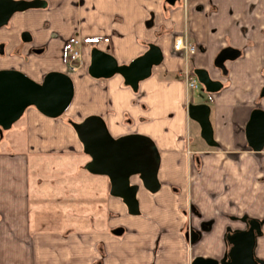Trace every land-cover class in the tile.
<instances>
[{"label":"crops","instance_id":"1","mask_svg":"<svg viewBox=\"0 0 264 264\" xmlns=\"http://www.w3.org/2000/svg\"><path fill=\"white\" fill-rule=\"evenodd\" d=\"M44 1L0 27V68L35 81L64 72L73 96L63 116L30 106L14 122L22 124L9 128L22 142L0 149V264H190L194 256L220 259L225 234L246 228L248 219L260 221L264 234V146L251 151L243 133L249 112L264 109V0ZM22 30L30 42L14 54ZM175 37L194 52L175 49ZM150 43L161 60L136 91L119 74L87 73L92 48L127 64ZM226 46L240 54L224 61L222 74L213 60ZM75 48L81 62L69 71ZM195 68L222 87L205 102L216 144L201 138L191 149L188 128L197 133L199 126L186 114L183 71L194 75ZM89 114L99 115L113 137L143 134L158 151V190L131 179L138 184L136 215L109 194L106 176L84 168L89 157L64 118ZM187 230L197 239L186 240Z\"/></svg>","mask_w":264,"mask_h":264},{"label":"water","instance_id":"2","mask_svg":"<svg viewBox=\"0 0 264 264\" xmlns=\"http://www.w3.org/2000/svg\"><path fill=\"white\" fill-rule=\"evenodd\" d=\"M173 4L175 0H165ZM44 0H0V27L5 25L15 12L42 8ZM23 40H29L28 32L22 33ZM240 54L230 46L221 48L213 60V65L226 73L224 61L233 60ZM161 60L159 48L147 44L140 55L127 64H117L114 58L101 50L92 48L87 73L93 78H107L113 74L122 77L123 84L136 91L138 82L149 76L151 67ZM203 91L214 93L220 90L222 83L211 79L205 69L192 70ZM264 74V70H263ZM73 96V85L68 74L61 71H48L40 81H35L23 72L13 68L0 69V135L22 115L27 107H34L42 115L55 118L64 113ZM264 98V85L259 90ZM188 118L199 126V134L208 146L216 143L209 120V106L205 103H189L186 106ZM70 126L81 144L83 153L89 159L84 164L86 171L106 176L109 182V194L119 198L131 215L138 214L136 191L139 180L141 186L150 193L159 188L157 170L159 154L153 141L146 135L127 133L113 137L104 122L96 114H89L79 121H69ZM247 147L254 152L264 146V109L255 107L248 115L243 128ZM190 240L196 238L191 232ZM261 234V223L248 219L246 228L228 231L225 240L229 245L220 259L194 256L190 264H264L253 255L255 238Z\"/></svg>","mask_w":264,"mask_h":264},{"label":"rangeland","instance_id":"3","mask_svg":"<svg viewBox=\"0 0 264 264\" xmlns=\"http://www.w3.org/2000/svg\"><path fill=\"white\" fill-rule=\"evenodd\" d=\"M187 93L188 94H187L186 99L188 103H192V102L205 103L206 101L209 102V100L207 99L209 93L203 91L202 86L198 81H197V87L195 89L188 90ZM191 120L192 119H190V122H194ZM18 124H22V121L19 120L16 123H14V127H17ZM11 130H13V128L2 131L0 135V149L6 148V147H11V149H15V146H18L20 142H22L21 133L14 132ZM187 133H188L189 138L191 139V143L188 145V147L192 149L194 147L193 145L195 144V141L201 140L199 129L197 133H194L192 129L188 128ZM133 179L134 177H132V180ZM253 251L258 257H264V234H263V238H262V234L256 237Z\"/></svg>","mask_w":264,"mask_h":264},{"label":"built area","instance_id":"4","mask_svg":"<svg viewBox=\"0 0 264 264\" xmlns=\"http://www.w3.org/2000/svg\"><path fill=\"white\" fill-rule=\"evenodd\" d=\"M78 41L75 40L74 44H77ZM173 47L178 50H187L189 53L194 52V47L187 45L184 40L180 37H175L172 43ZM80 52L78 49H70L68 53V66L70 71H74L80 65ZM183 80L185 91L195 89L197 87V79L194 75L188 74L186 70L183 71Z\"/></svg>","mask_w":264,"mask_h":264},{"label":"flooded vegetation","instance_id":"5","mask_svg":"<svg viewBox=\"0 0 264 264\" xmlns=\"http://www.w3.org/2000/svg\"><path fill=\"white\" fill-rule=\"evenodd\" d=\"M22 12V11H21ZM16 13V12H15ZM14 14V13H13ZM12 14V15H13ZM11 15V16H12ZM11 16H10V18H11ZM10 18H9V20H10ZM9 20L7 21V23L5 24V25H3V26H6L7 24H8V22H9ZM2 27V26H1ZM24 31L22 30L21 32H20V36H19V45L18 46H16L15 48H14V54L15 53H21V51H20V47L23 45V44H26V43H29L30 42V35H29V40H23V38H22V33H23ZM26 32V31H25ZM4 46H5V43L4 42H2V41H0V57H4ZM32 49V48H31ZM34 50V49H33ZM29 51V50H28ZM14 54H12V55H14ZM20 57H21V60H23V61H26V56H21L20 55ZM68 58V57H67ZM67 62H68V59H67ZM9 68H13V67H9ZM1 69V68H0ZM14 69V68H13ZM67 69L69 70V66H67ZM70 71V70H69ZM191 232H193V231H191V230H187L185 233H184V238L186 239V240H189L190 241V238H191ZM194 234H196L195 232H194ZM261 234L263 235V231H262V228H261ZM260 234V235H261ZM197 234H196V238L195 239H197ZM257 237V236H256ZM256 239V238H255ZM228 246L229 245H227V248H228ZM227 250V249H226ZM253 255H254V257L255 258H257V259H260V260H262V261H264V257H258L255 253H254V251H253Z\"/></svg>","mask_w":264,"mask_h":264},{"label":"trees","instance_id":"6","mask_svg":"<svg viewBox=\"0 0 264 264\" xmlns=\"http://www.w3.org/2000/svg\"><path fill=\"white\" fill-rule=\"evenodd\" d=\"M61 115H62V114H61ZM61 115H60V116H61ZM70 120H71V119H70V118H68V117H67V118H65V121H66L67 123H69V121H70Z\"/></svg>","mask_w":264,"mask_h":264}]
</instances>
